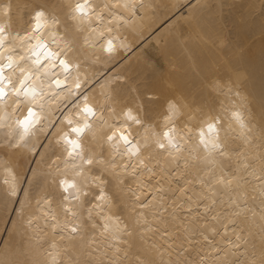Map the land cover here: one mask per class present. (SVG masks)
<instances>
[{"label": "clouds", "instance_id": "clouds-1", "mask_svg": "<svg viewBox=\"0 0 264 264\" xmlns=\"http://www.w3.org/2000/svg\"><path fill=\"white\" fill-rule=\"evenodd\" d=\"M12 3L13 0H0V28L3 29L0 63L5 68V88L9 93L0 104V150L7 152V156L0 155V186L8 199H16L23 177L16 171L19 161L14 163L10 157L14 153L34 154L32 142L46 131L47 122L55 115L54 109L63 107L62 119L48 145L53 155L40 174L60 193V211L54 210V197L47 192L34 200L29 198L36 214L29 216L24 225H34V221L43 218L41 222L54 236L61 233L45 249L56 257L55 264H75L73 242L84 237L89 227L96 230L92 236L98 234L110 244L130 242L134 229H139L135 232L137 238L145 234L143 211L132 227L113 214L116 205L107 191L109 181L105 176L116 185H123L126 175L136 176L142 186V176L146 173L137 175V168H154L148 157L161 151L163 144L164 156L173 166L177 162L182 166L185 162L189 166H203L207 179L212 170H219L224 161L233 158L231 152H221L229 135L245 143L246 140L251 142L256 134L249 105L243 99L245 95L231 94V86L225 90L215 79L205 87L226 97L227 127L221 118L207 116L194 130L191 122L202 108L194 105V97L185 98L181 94L164 101L160 114L152 122L145 120L142 100L118 108L113 88L118 82L123 83L125 77H120L119 81L114 79L102 88L99 101L88 94L87 100L83 98L81 87L87 81L82 69L84 61L79 56L74 58V54L79 50L85 59L91 57V64L115 58L129 47L123 35L125 30H133L144 15L154 13L160 0H44L41 4L48 7L35 10L23 32L14 27L8 7ZM76 37H79V48ZM176 39L187 53L189 36L178 33ZM58 58L65 61L67 69L60 66ZM57 76L65 87L56 86ZM18 81H23L24 86L19 100L35 112L31 120L23 124L17 123L19 113L13 104L17 96L9 86V82ZM77 83L80 88H76ZM130 86L135 91V85ZM151 98L159 99L158 95ZM182 118L187 121L183 128L178 123ZM136 128L142 129L139 138L133 135ZM89 142L93 146H89ZM130 161H135L131 169L127 167ZM92 168H98L99 174H92ZM213 183H219L218 176ZM94 190L98 194L94 195ZM93 195L94 201L85 206V198ZM73 226L79 235L67 231ZM34 232V227L29 229L30 234ZM42 240L43 237L36 243ZM59 241L66 243L61 245ZM47 264L53 261L47 258Z\"/></svg>", "mask_w": 264, "mask_h": 264}, {"label": "bare ground", "instance_id": "bare-ground-1", "mask_svg": "<svg viewBox=\"0 0 264 264\" xmlns=\"http://www.w3.org/2000/svg\"><path fill=\"white\" fill-rule=\"evenodd\" d=\"M43 2L44 0H13L14 5H17L13 9L16 12L14 27L21 32L26 31L31 22V14L37 9L48 7L47 4H41ZM188 2L189 0H160L154 13L144 15L143 21H137L133 30H125L123 35L129 47L111 60L91 64V57L85 59V55L78 50L74 58L79 56L84 61L82 69L87 77L81 92L99 101L101 86L120 73L128 78L130 85H135V91L128 84L115 85L113 91L119 101L118 108L134 105L137 100H142L145 120L152 122L160 114L164 101L181 94L185 98L194 97V105H200L202 108V111L197 113L196 120L191 122L190 126L194 130L199 126L200 120L207 116L221 118L224 127H227L226 97L216 95L205 87L215 79L221 82L225 90L229 86H238L241 93L249 98L253 112L259 117L264 106V0H207L210 9L203 14L202 32L184 19L189 11L185 7ZM197 32H201L204 39H190L186 44L188 52L185 53L177 42V34L195 37ZM76 39L79 48V37ZM153 95H158L159 99H152ZM64 111L63 107L54 109L55 115L47 122L46 131L41 132L39 139L32 142V146H35L34 154L14 153L10 157L14 163L19 161L16 171L23 177V181L16 199L11 200L12 202H9L3 186H0V209L5 204L8 207L7 213L0 212V264H33L38 258L32 250H20L19 236L14 235L13 231L15 208L20 207L19 201L26 199L25 193L28 194L26 218L36 214L35 207L29 204V198L34 200L45 192L54 197V210L60 211V193L55 187L47 184L46 177L40 174L53 155L48 145ZM186 122V119L182 118L178 123L183 128ZM141 131L142 129L136 128L134 137L139 138ZM239 144L233 136L227 137L229 148ZM89 146H93L91 142ZM0 155L7 156V152L0 150ZM104 155L107 156L106 150ZM237 159L233 156L224 163L235 165ZM156 160L164 167L174 169L171 160L166 159L164 155L154 153L148 157L150 165H155ZM134 164L135 161L128 162V168L131 169ZM155 167V178L143 175L142 186L136 176L126 175L123 185H116L111 178L105 176L109 181L107 191L112 194L116 205L113 214L121 217L130 227L137 215L145 211L139 204L150 198L153 191L159 187L161 174L159 166ZM204 169L203 166L196 165V168L188 170L189 176L193 173L203 174ZM142 172L143 169L137 168V175ZM92 174H99V169L92 168ZM162 183L166 190H173L165 192L167 203H171L177 184H170L167 179ZM95 194L98 193L94 190ZM94 195L85 198V206L94 201ZM42 219L34 221L33 227L36 233L43 237L40 244L47 248L61 233L54 236L41 222ZM95 231L89 227L85 237L92 236ZM137 231L139 229H134V235L130 238L134 243L137 241ZM95 238L101 240L98 234ZM59 242L61 245L66 243Z\"/></svg>", "mask_w": 264, "mask_h": 264}, {"label": "snow or ice", "instance_id": "snow-or-ice-1", "mask_svg": "<svg viewBox=\"0 0 264 264\" xmlns=\"http://www.w3.org/2000/svg\"><path fill=\"white\" fill-rule=\"evenodd\" d=\"M16 6L14 3L8 6L13 19ZM140 7L143 9V5ZM185 7L189 10L184 18L186 22L202 32L203 14L210 9L207 0H189ZM201 32H197L194 39L189 36V39H204ZM58 63L67 69L62 58H58ZM5 76L4 65L0 63V104L9 94L5 88ZM120 77L126 79L116 85L130 86L128 78L118 73L101 87L104 88L114 79L119 81ZM54 83L57 87H65L59 76ZM9 86L17 96L13 101L15 111L19 113L17 123L23 124L35 115L34 109L24 106L18 98L19 93L24 91L23 81L9 82ZM80 87L77 83L76 88ZM229 92L241 96L238 86L230 88ZM82 95L85 100L88 99L87 94ZM243 99L249 105L256 134L251 142L245 141L247 147L245 143L231 148L226 144L221 149V152H231L238 158L235 165L223 162L219 170H212L205 179L206 169L203 174L193 173L189 176L188 170L196 168V165L189 166L185 162L182 166L177 162L174 169H169L156 160L155 165L159 166L161 174L159 187L150 198L139 204L145 210V234L135 243L131 240L123 244H110L97 240L95 236H84L72 245L75 264H264V106L257 117L249 98L244 96ZM160 149L157 153L164 155L163 144ZM140 163L143 164V161ZM143 172L151 178L157 175L156 167H144ZM217 176L219 183L214 184ZM164 179L170 184H177L171 203H167L165 192L173 190L164 188ZM27 195L25 193L26 199L19 201L20 207L15 208V221L12 222L14 235L19 236V248L21 251H34L38 257L35 264H47V258L55 264L56 257L36 243L41 236L36 232L29 233L33 225L29 223L28 227L24 226ZM0 212H8L7 204ZM67 231L79 235L75 226Z\"/></svg>", "mask_w": 264, "mask_h": 264}]
</instances>
